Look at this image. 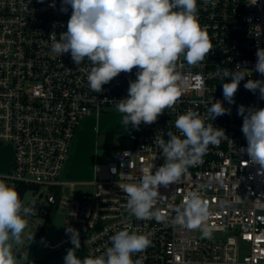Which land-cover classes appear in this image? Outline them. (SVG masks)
I'll use <instances>...</instances> for the list:
<instances>
[{
    "label": "built area",
    "instance_id": "built-area-1",
    "mask_svg": "<svg viewBox=\"0 0 264 264\" xmlns=\"http://www.w3.org/2000/svg\"><path fill=\"white\" fill-rule=\"evenodd\" d=\"M62 0H0V144L13 148L9 173L0 175L23 195L32 190L35 215L43 218L34 242L44 234L54 216L63 215L62 238L42 247L59 251L71 245L65 225L77 229L84 258L101 255L111 246L110 237L128 229L151 233L152 244L132 258L143 264H264V174L252 165L246 152L239 105L264 108L259 91L244 88L247 79L264 76L254 70L257 48H264V0H216L215 7L197 0L198 19L206 26L213 45L204 61L191 66L181 57L176 71L186 80L181 95L171 109L151 125L129 126L123 133L129 148H117L113 160L95 165V178L85 182L64 179L71 147L80 125L117 111L112 101L127 97L129 81L137 69L121 73L103 86L90 90L87 71L90 62L76 65L70 53L58 56L51 51L50 35L57 40L67 31L71 7L61 12ZM246 66L248 76L240 82L234 104L224 101L222 84L230 82L216 75L218 68L235 70ZM223 101L231 114L208 118L207 109ZM189 109L205 118V123L225 130L228 139L209 146L202 162L168 187L161 186L154 210L166 221L138 220L130 215L125 184H138L141 170L153 172L165 162L157 138L169 139V131L179 135L175 120ZM119 113V112H118ZM248 162V163H246ZM89 187L90 193L75 194V188ZM192 191L208 202L211 239L199 229L173 225L174 209ZM83 258V259H84Z\"/></svg>",
    "mask_w": 264,
    "mask_h": 264
},
{
    "label": "clouds",
    "instance_id": "clouds-1",
    "mask_svg": "<svg viewBox=\"0 0 264 264\" xmlns=\"http://www.w3.org/2000/svg\"><path fill=\"white\" fill-rule=\"evenodd\" d=\"M42 2V0H41ZM215 7L216 0H204ZM71 16L67 31L50 35L51 51L61 56L70 53L78 66L85 60L90 62L87 71L88 86L95 93L103 92V86L121 73L136 71V79L129 81L127 97L112 101L122 114V124L138 129L141 123L151 125L165 109H171L181 95L186 77L176 71L182 57L188 65L195 66L204 61L212 50L206 26L198 19L197 0H62L60 11ZM254 70L264 76V48H257ZM249 69L237 64L235 70L218 68L216 75L222 84L224 101L234 104L235 94ZM244 88L253 94L259 91L264 99V80L247 79ZM208 118L231 114L223 101H215L207 109ZM237 114L242 116V133L246 152L252 165H259L264 174V108L239 105ZM179 135L169 131V139L155 141L162 150L165 162L153 172L152 166L141 170L138 184H125L121 189L128 199L126 208L138 220L166 221V216L154 210V204L162 196L161 186L176 183L190 167L202 162L209 146H219L228 139L225 130L206 124L205 118L189 109L175 120ZM248 163V162H246ZM173 225L188 230L199 229L202 237L211 239L212 228L208 202L199 192H189L181 206L174 209ZM35 215L34 203L22 202L14 185L0 179V264H18L13 244L23 243L27 227L26 217ZM65 233L73 247L67 250L64 264H143L142 259L133 260L136 254L144 253L151 246V233H140L123 229L110 237L111 246L98 256L77 258L81 248L80 233L65 225Z\"/></svg>",
    "mask_w": 264,
    "mask_h": 264
},
{
    "label": "rangeland",
    "instance_id": "rangeland-1",
    "mask_svg": "<svg viewBox=\"0 0 264 264\" xmlns=\"http://www.w3.org/2000/svg\"><path fill=\"white\" fill-rule=\"evenodd\" d=\"M127 130L128 126L122 124V115L116 111H110L98 120L91 118L84 121L78 129L76 139L73 141L64 179L74 183L93 180L95 178V165L110 163L113 160L115 149L131 146L130 141L123 138V133ZM0 150L4 155L10 154L13 162L14 152L11 145L0 144ZM74 191L76 195L80 196L83 193H90L91 188L77 186ZM34 201L32 190L26 191L23 195V202L27 205ZM26 219L28 224L22 236L23 243L21 245L13 244V252L18 264H27L29 261H31V264H64L63 258L67 250L73 247L72 244L59 251H48L42 247V242L45 240L53 244L62 238L63 215L57 213L44 234H41L35 243L34 239L39 232V225L44 220L39 216L32 218L28 216ZM75 254L81 260L82 257L84 258L82 243L81 248Z\"/></svg>",
    "mask_w": 264,
    "mask_h": 264
},
{
    "label": "crops",
    "instance_id": "crops-1",
    "mask_svg": "<svg viewBox=\"0 0 264 264\" xmlns=\"http://www.w3.org/2000/svg\"><path fill=\"white\" fill-rule=\"evenodd\" d=\"M105 115L106 114H104L102 116H105ZM129 126H128V128H129ZM11 164H12V156L10 154L9 155H4L2 152H0V174L7 173L8 170L11 169ZM82 260H83V257H82Z\"/></svg>",
    "mask_w": 264,
    "mask_h": 264
},
{
    "label": "trees",
    "instance_id": "trees-1",
    "mask_svg": "<svg viewBox=\"0 0 264 264\" xmlns=\"http://www.w3.org/2000/svg\"><path fill=\"white\" fill-rule=\"evenodd\" d=\"M39 237H40V236H39ZM39 237H38V238H39ZM38 238H37V239H38ZM36 241H37V240H36ZM36 241H35V242H36ZM35 242H34V243H35ZM27 264H31V261H29Z\"/></svg>",
    "mask_w": 264,
    "mask_h": 264
},
{
    "label": "water",
    "instance_id": "water-1",
    "mask_svg": "<svg viewBox=\"0 0 264 264\" xmlns=\"http://www.w3.org/2000/svg\"><path fill=\"white\" fill-rule=\"evenodd\" d=\"M29 247H30V246H29ZM29 247H28V248H29ZM23 251H24V250H23ZM23 251H21V252L23 253Z\"/></svg>",
    "mask_w": 264,
    "mask_h": 264
}]
</instances>
